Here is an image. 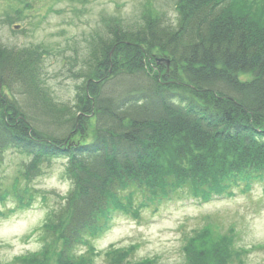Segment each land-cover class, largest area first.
<instances>
[{"label": "trees", "instance_id": "obj_1", "mask_svg": "<svg viewBox=\"0 0 264 264\" xmlns=\"http://www.w3.org/2000/svg\"><path fill=\"white\" fill-rule=\"evenodd\" d=\"M177 1L175 28L150 14L107 23L105 37L90 39L75 74V111L52 98L38 53L0 45V167L8 150L24 155L22 174L31 180L66 160L70 189L62 217L50 223L59 264L80 260L73 248L124 206L119 196L165 195L180 185L208 198L264 182V27L234 13L229 0ZM154 52L169 68L150 64ZM77 129L91 138L71 141Z\"/></svg>", "mask_w": 264, "mask_h": 264}, {"label": "rangeland", "instance_id": "obj_2", "mask_svg": "<svg viewBox=\"0 0 264 264\" xmlns=\"http://www.w3.org/2000/svg\"><path fill=\"white\" fill-rule=\"evenodd\" d=\"M176 1L0 0V45L38 53L52 98L75 111L76 87L82 83L75 80V74L82 72L90 39L98 33L105 37L108 25H130L150 14L175 28ZM229 2L236 8L234 13H249L264 27V0ZM154 53L156 59L150 64L167 69L161 60L167 57ZM68 69L74 75L68 74ZM236 78L248 81L251 75L239 73ZM90 138V130L82 133L77 129L71 141ZM25 160L24 155L8 150L0 167V190L7 196L0 206L5 216L0 218V264H59L57 253L62 245L58 230L50 223L55 216L62 217L59 212L70 189L64 174L66 160L54 159L31 180L22 174ZM204 187L208 189V185ZM243 189L241 184L233 189L235 197L212 198L206 203L198 198L202 190L196 186H190L189 193L119 196L124 206L115 209L105 222L106 213L101 216L98 226L73 248L80 260L66 264L124 260L139 264H217L221 257L228 261L226 264H264V182L253 181L249 191ZM131 196L135 213L129 204ZM196 252L204 255L188 259Z\"/></svg>", "mask_w": 264, "mask_h": 264}]
</instances>
